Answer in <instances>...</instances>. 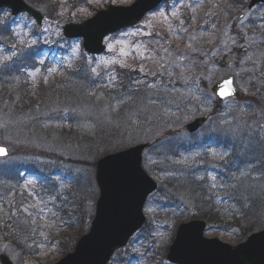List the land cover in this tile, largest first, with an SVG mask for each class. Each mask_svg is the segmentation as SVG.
I'll return each mask as SVG.
<instances>
[{"label": "rangeland", "instance_id": "obj_1", "mask_svg": "<svg viewBox=\"0 0 264 264\" xmlns=\"http://www.w3.org/2000/svg\"><path fill=\"white\" fill-rule=\"evenodd\" d=\"M132 1L57 0L53 19L42 12V26L25 14L12 17L9 10H0V72L11 71L13 62L18 65L33 58L37 67L27 69L25 82L16 81V85L25 83L36 94L41 85L55 90L44 91L41 101L21 115L12 114L15 107L0 105V145L11 152L10 158L0 161V169L51 174L58 182L50 199L40 198L38 185L29 179L20 189L21 196L29 197L24 212L33 216V236L28 237L33 240L25 252L7 242L9 237L0 226V254L14 264H55L61 259L59 242L50 241L57 222L50 205L57 196L64 208L81 202L93 218L99 196L97 161L142 143L153 144L143 155V167L159 184L144 209L153 244L135 241L136 235L120 251L117 264H147L150 256L159 254H164L162 264H168L167 251L177 229L198 219L193 201L207 190L172 189L165 180L171 182L176 173L189 186L194 171L207 176L198 181L210 191L220 219L233 215L235 202H256L257 198L263 202L264 214V100L253 105L246 99L255 97L252 85L264 87V48L253 49L255 43L264 42V5L243 10L234 18L224 12L232 5L230 0H173L138 26L109 36L107 49L99 56L86 54L82 40L64 38L67 23L83 22L110 5L127 6ZM202 50L198 71L186 51ZM31 53L34 56H28ZM239 53L241 67L225 59ZM231 72L244 99L223 103L221 114L197 134L179 133L191 120L212 112L216 99L210 89ZM128 74L132 84L125 81ZM170 130L174 131L171 136ZM157 139L160 142L155 144ZM165 140V145L158 146ZM169 144L175 150L189 149L191 144L198 147L193 154L171 156L174 169L168 172L159 159L172 151ZM248 192L255 195L250 197ZM5 205L11 206L0 197V217L7 212ZM230 208L234 210L228 212ZM26 222L16 223L22 233ZM205 236L231 246L245 241L237 230L218 224L209 225ZM132 252L137 258H132Z\"/></svg>", "mask_w": 264, "mask_h": 264}, {"label": "water", "instance_id": "obj_2", "mask_svg": "<svg viewBox=\"0 0 264 264\" xmlns=\"http://www.w3.org/2000/svg\"><path fill=\"white\" fill-rule=\"evenodd\" d=\"M166 0H136L128 7L110 6L82 24H68L63 28L67 39H83V48L89 55H100L106 50L105 39L126 28L139 24ZM264 0H250L252 10ZM0 8L11 10L13 16L30 15L39 26L44 16L24 0H0ZM242 17V16H241ZM232 81L233 94L221 98L217 85ZM211 92L219 102L241 100L234 73L216 83ZM210 118L203 115L189 122L185 129L193 134ZM0 156V159L8 156ZM151 144L143 143L100 158L96 167L99 198L89 231L77 242L74 251L56 264H109L118 250L125 248L131 238L146 224L145 204L158 184L144 170L143 153ZM205 221L194 220L179 226L169 248L167 260L171 264H264V230L251 234L243 243L231 246L216 238L205 236ZM2 264H13L7 255H1Z\"/></svg>", "mask_w": 264, "mask_h": 264}, {"label": "trees", "instance_id": "obj_3", "mask_svg": "<svg viewBox=\"0 0 264 264\" xmlns=\"http://www.w3.org/2000/svg\"><path fill=\"white\" fill-rule=\"evenodd\" d=\"M57 0H28V2L37 8L38 10L44 12L46 14V17L53 19L55 13L58 9V4L56 3ZM231 6H226L224 8V12L229 15L230 17H236L239 16L243 10H246L248 6L247 0H230ZM253 49H263L264 48V42L262 43H255V46H253ZM186 54L189 57H192V62L195 63L196 70H200V62L203 58V50L195 53L192 51H186ZM34 54H30L31 56ZM190 59V60H191ZM230 62H235V64L238 67H241L240 59L241 54H235V57H225ZM34 59L33 58H27L24 61H21L20 64L12 66L11 71L6 72H0V105L7 106V107H15L17 111L19 112H12L13 115H21V113H25L29 109H32L38 102L41 101L42 94L44 91L49 89V92L54 89V86L46 87L45 85H41L38 94L32 92L29 89V86H26L25 83H18L16 85V81H22L25 82V72L27 69H32L37 67L33 64ZM245 77V76H243ZM242 77V78H243ZM128 84H132V82L129 80V74L126 77L125 80ZM7 84V85H6ZM57 83H55L56 86ZM14 85V86H10ZM53 88V89H52ZM251 93L255 95V97L246 98L248 100L247 103L251 104H257L258 101L264 100V87H260L259 85L255 84L251 87ZM60 91H63V88H58ZM56 89V91H58ZM136 89H133V91ZM55 90H53L50 93H53ZM85 93V91H83ZM223 108V104L215 103L214 110L218 111V114H221V109ZM217 141V140H214ZM160 142L157 140V143ZM167 142L159 143V145H165ZM210 143V142H209ZM219 144V143H216ZM191 148L185 149H173L171 145L169 146L172 148V151L170 150L167 155L161 156L159 159L160 163H165L162 165V167L166 166V170L168 172L172 171L173 169L170 168L172 158L171 156L175 155L180 157L182 154H193L195 151H197L198 144H191ZM226 145V144H225ZM226 164H228L227 160L225 161ZM224 164L221 163V166ZM192 169L191 165H188ZM23 169L22 168H9L6 170V168L0 169V197L5 199L8 204H11L9 207L8 205H5L7 208V212H5L3 215H1L0 219V226L2 227L3 234L7 233V236L9 239H7L8 243H11L14 247L19 248V250L25 252L26 247H29L31 238L28 237L33 236V221H32V215L31 214H25L24 212V202L29 199V197L26 196V193L21 196L20 189L23 187V184L26 182V179H29L36 183L39 188L38 196L40 198L44 197H53L54 193L57 191L58 182H56V178L53 177L51 174H43L37 172H28L25 175L22 174ZM35 174V176H34ZM201 178H200V177ZM207 176L201 175L200 170H196L191 174L190 182H192L191 186H189V182L185 181L184 178H182L179 173H176L175 177H172L170 180L171 182H166V184L170 185L172 189L176 188L177 186L188 188L190 192H193V188L195 190H207V192L203 193L202 197H197L194 199V205L195 210L198 212V219L203 220L208 223V225L211 224H218L224 229L229 230H237L238 234H243L245 238H247L251 233L260 230L261 226H264V214L262 215L263 211L260 209L261 204L260 201H258V198L256 199V202H250V203H242V202H235V208L236 211H233L234 208H230L228 212L233 211V215L228 216L227 218L220 219V216L215 211V205L213 203V198L211 196L210 191L201 184L198 180L205 179ZM208 179V178H207ZM55 181V182H54ZM163 181V180H162ZM204 182H208V180H202ZM189 186V187H188ZM192 188V189H191ZM202 192V191H201ZM249 196L252 197L255 194L248 192ZM254 198V197H253ZM50 199V198H49ZM57 202L53 205H50L51 213L54 214L56 217V226L53 228L52 235H51V243L59 242L58 245V251L57 254H61V256L66 255L67 253L71 252L76 242L79 240V238L85 234L88 231L90 221L92 220L91 215L88 216V213L85 211L83 203L79 202L74 205V207L64 208V205H60V196H57ZM253 200V199H252ZM15 203H21L19 204V207L11 208L12 204ZM251 204V206H250ZM60 205V206H58ZM249 205V206H248ZM15 206V205H14ZM52 207H54L52 209ZM33 211V210H32ZM29 216L27 219L26 217ZM25 223V226H27V230H25V233H22V230L20 227L16 225ZM16 225V226H15ZM149 223L146 224V226L141 230V232L138 234V237L135 241H140L144 243L152 242L150 241L149 237L151 236L150 231H148ZM7 231V232H6ZM5 239V236H3ZM36 238V236H34ZM33 240V239H32ZM31 240V241H32ZM69 241H73V243L69 244ZM153 244V242H152ZM15 248V249H17ZM129 250V248L127 249ZM31 253V252H30ZM133 253V252H132ZM121 253H118V255L112 260L110 264H117L120 263L118 261V257H120ZM30 256V254L26 255ZM132 258H137L136 255L133 253ZM164 254L159 255H152L149 257L147 264H162L164 260ZM122 264H129L127 261L123 262Z\"/></svg>", "mask_w": 264, "mask_h": 264}, {"label": "snow or ice", "instance_id": "obj_4", "mask_svg": "<svg viewBox=\"0 0 264 264\" xmlns=\"http://www.w3.org/2000/svg\"><path fill=\"white\" fill-rule=\"evenodd\" d=\"M117 42L119 43V41H117ZM109 47L111 48L112 45H109ZM121 54L127 55V53H125L123 49H121ZM141 55H143V54L141 53ZM50 71H55V70L50 69ZM93 71H95V69H93ZM141 71H143V68H141ZM231 84H232V81L230 79H228V80H225L222 84L217 85L219 90L216 94L218 96H220L221 98L232 95L233 89L231 88ZM2 155H6V150L4 148L0 147V156H2ZM213 179H215V177H213Z\"/></svg>", "mask_w": 264, "mask_h": 264}]
</instances>
